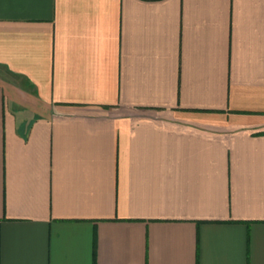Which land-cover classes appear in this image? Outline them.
Wrapping results in <instances>:
<instances>
[{"label":"crops","instance_id":"obj_1","mask_svg":"<svg viewBox=\"0 0 264 264\" xmlns=\"http://www.w3.org/2000/svg\"><path fill=\"white\" fill-rule=\"evenodd\" d=\"M0 264H264V0H0Z\"/></svg>","mask_w":264,"mask_h":264}]
</instances>
